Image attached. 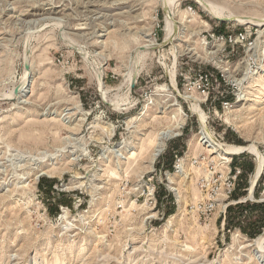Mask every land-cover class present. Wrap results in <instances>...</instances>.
<instances>
[{"label": "rangeland", "instance_id": "obj_1", "mask_svg": "<svg viewBox=\"0 0 264 264\" xmlns=\"http://www.w3.org/2000/svg\"><path fill=\"white\" fill-rule=\"evenodd\" d=\"M166 1L0 0V264H264L255 156L235 157L232 197L198 210L231 158L201 137L253 145L264 161V97H251L264 26L218 22L208 6L264 24V0ZM239 30L252 46L211 39ZM165 128L178 135L151 168Z\"/></svg>", "mask_w": 264, "mask_h": 264}, {"label": "bare ground", "instance_id": "obj_2", "mask_svg": "<svg viewBox=\"0 0 264 264\" xmlns=\"http://www.w3.org/2000/svg\"><path fill=\"white\" fill-rule=\"evenodd\" d=\"M174 1V0H167L166 2H168V4L171 5V2ZM201 1V0H200ZM207 1V0H206ZM202 2V1H201ZM200 2V3H201ZM173 3V2H172ZM209 3V2H208ZM168 4H165L166 6ZM210 4V3H209ZM208 4V5H209ZM200 5H203V4H200ZM213 4H210L208 7H210V11H209V16L213 19V20H216L218 22H222V23H233V24H237V25H246L248 23L250 24H254L255 26L257 27H263L264 24H258V23H255L253 22L252 20L254 19H250L251 21H244L243 20V17L242 19L240 18H233L232 16H227V14H224L223 11H221V9L217 10L215 8L212 7ZM204 7V6H203ZM206 7V6H205ZM205 7H204V10H205ZM215 7V6H214ZM169 8V7H167ZM170 9H171V6H170ZM168 9V10H170ZM167 10V9H166ZM172 11V9H171ZM167 12V11H166ZM168 14V13H166ZM172 14V13H171ZM230 15V14H229ZM173 17V16H172ZM168 19L165 21V24H166V27H165V32H166V39L167 41L169 42H174L176 39L174 38V23H173V18L171 20V17L169 15V17H167ZM246 18V17H245ZM244 18V19H245ZM251 18V17H250ZM248 19V18H247ZM257 19V18H255ZM258 20V19H257ZM262 22V21H261ZM177 30V28H175ZM177 32V31H176ZM174 34V35H173ZM170 43V44H171ZM99 74V73H98ZM132 75V74H131ZM100 76V75H99ZM173 78V77H172ZM129 79V78H128ZM130 80V79H129ZM136 80V77L133 78V80L131 79L129 81V83L126 85V87H131L129 84L130 82ZM128 82V81H127ZM262 82V81H260ZM131 83V84H132ZM259 83V82H258ZM21 88L20 89H23V86L21 85L20 86ZM125 87V86H124ZM19 89V90H20ZM121 89V88H120ZM128 90V89H127ZM20 93V92H19ZM104 93V92H103ZM106 93V92H105ZM104 93V94H105ZM263 94V96H262ZM106 95V94H105ZM104 95V98L106 97ZM250 96V95H249ZM14 97V96H12ZM251 97H253L255 100L258 101V99H261L262 97H264V85L263 84H258L254 87V89L252 90V93H251ZM251 99V98H250ZM108 100V99H107ZM260 101V100H259ZM252 102V101H250ZM254 102V101H253ZM257 103V102H256ZM254 105V104H253ZM193 112L197 113L198 114V118H200L201 122L204 124V121H205V116L204 114L202 113V111L200 110L198 104H193ZM199 120V121H200ZM178 134L174 133L172 130L168 129V128H165L161 131H158V133L156 134V140H155V144L153 146V150L151 152V158H150V167L152 168V165L155 161V159L160 155L162 154L164 151H165V142L170 139V136H177ZM204 138L207 139V141L209 142L208 146L206 148H211L212 149V152H215L217 153V156L222 159V160H228L226 159L225 157H231L233 155H240V154H244V153H247V154H251L253 156L256 157V167H255V170H254V174L252 175V178L250 180V187L248 189V197L249 198H253V189H254V186L257 182V180L259 179L262 171H263V166H264V161H263V158L261 157V155L259 154V152L257 151L256 147L253 146V145H246V146H234V145H222V144H218L216 142H214L211 138H209L208 135L204 136ZM125 148V147H124ZM120 152V151H119ZM122 155V154H121ZM120 157V156H119ZM252 244L257 246L258 249L262 250L263 249V245H264V231L261 235H259L258 237H256L255 239L252 240Z\"/></svg>", "mask_w": 264, "mask_h": 264}, {"label": "built area", "instance_id": "obj_3", "mask_svg": "<svg viewBox=\"0 0 264 264\" xmlns=\"http://www.w3.org/2000/svg\"><path fill=\"white\" fill-rule=\"evenodd\" d=\"M252 36V33L246 32V31H236L234 33L230 34H217L211 37V39L215 42L222 41L226 45L233 47L236 44H247L249 46H252V43L250 41ZM210 82V79L207 75L200 76V83L197 85V90H202L204 92L205 85H208ZM230 100V99H229ZM230 101H222L221 102V108L222 109H228L230 106ZM200 143L202 146L207 147L209 142L206 138L201 137ZM174 161H173V171L179 172L182 165V159L178 157V155H174ZM235 157L237 155H233L230 158V161L227 163L228 172L225 175V178L223 179V183L217 188L214 186V188L211 190V195L207 197V200L205 202H199L198 203V210L200 211L201 215L204 217H208L210 214H212L215 210V203L218 200V197L224 196L225 198H230L235 193L237 183L239 181V178L241 176V168L240 165L237 163L235 164ZM229 160V159H228ZM154 189H152L151 196H153Z\"/></svg>", "mask_w": 264, "mask_h": 264}, {"label": "water", "instance_id": "obj_4", "mask_svg": "<svg viewBox=\"0 0 264 264\" xmlns=\"http://www.w3.org/2000/svg\"><path fill=\"white\" fill-rule=\"evenodd\" d=\"M135 81H136V80H134L133 83L131 84V90L134 89Z\"/></svg>", "mask_w": 264, "mask_h": 264}, {"label": "trees", "instance_id": "obj_5", "mask_svg": "<svg viewBox=\"0 0 264 264\" xmlns=\"http://www.w3.org/2000/svg\"><path fill=\"white\" fill-rule=\"evenodd\" d=\"M240 168L242 169V167L240 166Z\"/></svg>", "mask_w": 264, "mask_h": 264}]
</instances>
